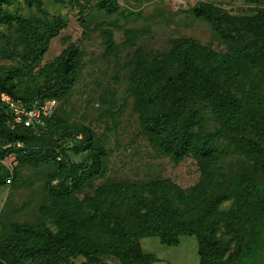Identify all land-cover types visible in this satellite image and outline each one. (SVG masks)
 <instances>
[{
    "label": "rangeland",
    "instance_id": "1",
    "mask_svg": "<svg viewBox=\"0 0 264 264\" xmlns=\"http://www.w3.org/2000/svg\"><path fill=\"white\" fill-rule=\"evenodd\" d=\"M199 4L236 18L264 15V0H0V78L16 95L48 97L60 80L50 65L65 49L80 50L75 84L60 98L48 132L26 142L27 154L14 149L24 144L0 137V264H98L49 249L50 238L85 240L104 264H146L139 253L155 255L154 264H200L198 234L207 225L215 226L226 259L237 237L225 227L224 214L240 206L255 216L245 236L248 245L258 238L264 264V170L254 153L262 143L254 125L264 126V38L262 50H254V35L229 23L220 27L232 40L221 38L212 19L193 13ZM56 24L60 31L53 35ZM189 40L227 56L192 51L198 68L237 101L239 113L225 117L198 100L181 118L167 120L161 133L166 137L175 128L209 152L210 160L193 153L174 160L141 121L147 110L170 111L164 98L144 106L137 83L141 65L147 66L152 91L161 92L183 70L181 56L172 53ZM92 148L106 150L100 175L60 167L59 153L82 162ZM7 177L11 183L4 182ZM159 181L175 184L184 197L150 187ZM162 199L195 225L193 233L183 231L178 246L162 244L144 223Z\"/></svg>",
    "mask_w": 264,
    "mask_h": 264
},
{
    "label": "trees",
    "instance_id": "2",
    "mask_svg": "<svg viewBox=\"0 0 264 264\" xmlns=\"http://www.w3.org/2000/svg\"><path fill=\"white\" fill-rule=\"evenodd\" d=\"M118 8V4H115L114 8H109L108 12H113ZM193 13L196 16H208L213 20L214 30L225 40H232V38L221 29L223 23H229L232 25H240L247 31L254 35L251 41V46L254 50H262V46L259 44L261 39L264 38V15L258 18H236L228 15H221L217 10L207 4H199L193 8ZM50 31L53 35H56L60 31L58 24L51 26ZM238 51V48L236 49ZM192 51L203 53L204 55L213 58L227 59V56L213 54L212 51L200 48L194 41H185L181 43L172 53V57H180L183 60V70L177 76L170 77L167 80L166 85L161 92L152 91L149 85L148 69L146 64L141 65L138 76V87L141 90V99L145 107L150 108L158 103L161 99H165L170 103V111L166 114L155 115L150 111H146L142 117V126L144 130L155 137L156 143L159 149L172 156L176 161H179L193 153L197 157L203 160H210L211 154L197 144H194L190 137L184 138L180 135L175 128L168 136H163L161 128L167 120L179 119L187 111L189 105L192 102L203 100L211 104L221 115L227 116L238 114V103L232 99L222 86L207 75L204 71L200 70L196 64ZM80 50L76 46H71L65 49L58 58L50 65V69L53 72H57L60 78L59 83L55 85L51 93L46 98L31 99L22 95H16L10 86L6 84L0 78V93L7 92L16 99H21L27 104L39 100L44 102L48 99L55 98L58 100V106L55 115L47 120L45 130L40 134H36L33 129L20 125L16 128H12L9 124L10 111L6 104L0 100V137L4 143H16L21 142L24 147L14 148L17 151L28 153L26 148V142L32 136H41L48 132V128L54 121L57 115L60 98L67 94L72 86L75 84L77 77L78 57ZM162 60L167 61L166 57H153L151 61ZM254 130L258 138L261 140L254 153L256 158V164L261 170H264V149L261 146L264 144V126L260 123L254 125ZM87 133V141L91 143L93 132L91 129H85ZM64 145L70 149L71 144L68 141L63 142ZM67 143V144H66ZM57 157L60 167L65 171L71 168L77 169L79 174L82 175L86 168L89 169L88 177H94L100 175L103 169V158L106 155V150L103 148H92L90 152L86 153L87 161H68L65 157H60V153ZM89 158V159H88ZM87 163V164H86ZM86 164V165H85ZM90 164V165H89ZM85 165V166H84ZM71 167V168H70ZM87 169V170H88ZM80 170V171H79ZM73 171V170H72ZM87 175V173H86ZM74 175L71 171H68V180H73ZM86 177V176H85ZM9 177H7L4 182ZM153 189H168L174 190L179 197L183 198L184 194L182 190L170 181H159L151 184ZM113 188H106L105 192H112ZM214 213V211L212 212ZM255 216L252 213L245 211L240 206L235 211L225 213V227L234 232L237 237V245L233 252L225 259V249L222 242L217 239L215 233L216 228L214 225H207L201 227L199 235V256L200 264H262V245L258 238L253 244L248 245L246 241L247 226L255 220ZM145 225L150 228L152 233L158 235L162 244L168 246H178L180 243L179 236L186 231L193 233L194 223L188 219L178 209L171 206L168 199H162L160 203L152 207L144 217ZM181 227L182 231L177 228ZM15 230L21 234H28V228L15 227ZM185 233V232H184ZM49 249H65L69 255L79 256L83 255L88 258L90 262H97L98 264H104L99 258L93 254L98 253L94 249L93 244H89L85 240H62L59 238H50L47 243ZM137 259L146 264H154L159 259L153 254H137Z\"/></svg>",
    "mask_w": 264,
    "mask_h": 264
},
{
    "label": "built area",
    "instance_id": "3",
    "mask_svg": "<svg viewBox=\"0 0 264 264\" xmlns=\"http://www.w3.org/2000/svg\"><path fill=\"white\" fill-rule=\"evenodd\" d=\"M0 100L6 104L10 111L9 124L12 128L23 125L33 129L38 135L45 130L47 120L55 115L58 106V100L55 98L44 102L36 100L31 104H27L7 92L0 93ZM16 145L22 146L23 144L17 142ZM11 181L10 177L6 180L7 183H11Z\"/></svg>",
    "mask_w": 264,
    "mask_h": 264
}]
</instances>
